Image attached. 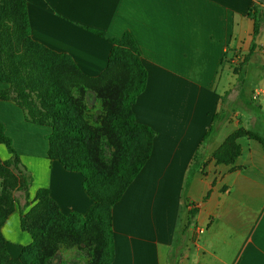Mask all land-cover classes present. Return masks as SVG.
Listing matches in <instances>:
<instances>
[{"label": "crops", "instance_id": "crops-1", "mask_svg": "<svg viewBox=\"0 0 264 264\" xmlns=\"http://www.w3.org/2000/svg\"><path fill=\"white\" fill-rule=\"evenodd\" d=\"M258 1L26 0L31 38L69 55L84 74H101L112 41L126 32L147 72L132 111L155 135L147 161L112 207L111 264H264V148L241 137V153L233 165L211 158L237 128L259 123L241 106L236 73L226 60L249 50L253 20L248 10ZM254 44L244 84L255 58L257 84L251 91L258 92L264 119V16ZM6 88L0 82V91ZM230 92L236 95L229 103ZM216 113L224 119L214 139L199 148ZM240 114L250 119L249 125L235 122ZM0 124L32 174L33 194L46 188L63 214L86 213L93 200L81 173L48 158L51 128L28 121L8 99H0ZM1 150L0 159H9ZM197 151L203 165L185 189ZM184 199L196 210L190 222ZM20 216L15 208L1 228L11 258L31 242Z\"/></svg>", "mask_w": 264, "mask_h": 264}, {"label": "trees", "instance_id": "trees-1", "mask_svg": "<svg viewBox=\"0 0 264 264\" xmlns=\"http://www.w3.org/2000/svg\"><path fill=\"white\" fill-rule=\"evenodd\" d=\"M262 3L264 0L254 3L248 10L253 20L251 45L238 67L233 68L241 96L238 99L243 100L242 107L259 123L257 127L238 128L229 134L211 153L217 164L233 165L241 153L238 143L241 137L255 140L264 148V119L260 106L256 98L242 97L245 66L253 55L254 40L264 16ZM95 32L103 36L102 32ZM112 42L105 69L97 76H88L69 55L57 53L31 38L26 0H0V82L7 84V88L0 91V99L14 101L28 121L51 128L48 158L59 161L68 171L81 173L83 188L93 200L84 214H63L48 190L38 188L33 204L20 216V227L30 234L31 242L22 247L17 258H11L1 228L15 210L14 192L23 189L28 196L32 176L21 164L11 139L0 124V144L10 153L9 159H0V264H48L49 244L54 246L68 237L87 239L91 255L89 264H111L114 256L112 207L147 161L155 135L150 127L135 120L132 111V104L143 91L147 79L138 46L128 32ZM119 72L125 76L121 81ZM78 83L93 87L107 111L105 124L110 130L108 138L114 144L108 164L95 161L93 156L92 137L81 117L84 112L82 99L71 96ZM112 84L118 86L115 97H110ZM223 117L220 113L213 115L199 148L214 139ZM202 163L200 151H197L189 166L185 189ZM19 164L23 171L18 169ZM11 166L18 169L17 174ZM185 199L183 206L187 208L190 204ZM195 212L194 207L188 209L189 222ZM92 233L90 240L88 235Z\"/></svg>", "mask_w": 264, "mask_h": 264}, {"label": "rangeland", "instance_id": "rangeland-1", "mask_svg": "<svg viewBox=\"0 0 264 264\" xmlns=\"http://www.w3.org/2000/svg\"><path fill=\"white\" fill-rule=\"evenodd\" d=\"M241 55L245 53L239 52ZM256 59L252 58L249 62V72L248 79L246 84H243V90L246 91L243 93L242 97H252L254 92L251 91L254 86L257 84V80L254 76L256 72ZM120 73V72H119ZM120 81L125 77L123 73H120ZM236 75H234V78ZM112 93L110 97H115L118 95V86L116 84H112ZM117 91V92H116ZM72 97L77 99H82V103L84 106V112L81 113L82 121L85 123V128L88 130L92 137V146L94 149V158L95 161L103 164H108L112 160V155L114 152V144L108 138V134H110V130L108 124H105L107 111L103 108V103L101 96H99L97 91H94L93 87H88L85 84L78 83L76 88L72 89ZM236 93H229L227 97V102H232ZM241 97V96H239ZM241 106L243 104L240 101ZM240 106V105H239ZM238 110V108H237ZM250 120V119H249ZM248 120V121H249ZM239 121L248 122L246 115L240 114L235 118V122L239 123ZM249 125V122H248ZM244 128V127H239ZM238 129V128H237ZM245 129V128H244ZM1 154L2 156L6 154L10 155L8 150L6 149L4 144H0ZM14 173L17 174L18 169L23 171V166L21 164L18 165V169L14 166H11ZM31 176L30 170L26 169ZM32 183V182H31ZM31 185L29 186L28 196H26L25 190H17L14 192V196L17 198L15 208L20 209V214H24L29 207L33 204V192L30 190ZM93 234L88 235L89 239L93 237ZM12 238V236H10ZM67 238V236H66ZM65 238V239H66ZM10 240V244L14 243L12 239ZM47 261L48 264H89L91 259V255L89 254L87 239L84 237L75 238L68 237V239L63 240L61 242H57L54 246L49 244L47 250Z\"/></svg>", "mask_w": 264, "mask_h": 264}, {"label": "built area", "instance_id": "built-area-1", "mask_svg": "<svg viewBox=\"0 0 264 264\" xmlns=\"http://www.w3.org/2000/svg\"><path fill=\"white\" fill-rule=\"evenodd\" d=\"M243 59V55H241L240 53L234 52L233 54L227 56L226 60L229 61V64L232 68L234 67H238V65L241 63ZM258 96V92H254L253 94V98H256ZM193 205H189V208H192Z\"/></svg>", "mask_w": 264, "mask_h": 264}]
</instances>
